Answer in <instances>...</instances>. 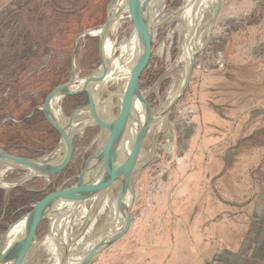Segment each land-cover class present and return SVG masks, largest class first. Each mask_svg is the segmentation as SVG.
Returning a JSON list of instances; mask_svg holds the SVG:
<instances>
[{
    "label": "rangeland",
    "instance_id": "rangeland-1",
    "mask_svg": "<svg viewBox=\"0 0 264 264\" xmlns=\"http://www.w3.org/2000/svg\"><path fill=\"white\" fill-rule=\"evenodd\" d=\"M110 1L0 3V149L18 156L40 158L61 146L60 133L47 122L40 107L55 87L71 77L76 37L105 23ZM185 4L186 0H167L163 9L165 16L155 29L142 67L140 88L152 114L158 112L181 84L187 63L179 60V55L185 38L190 40L188 35L208 21L201 22L194 14L187 15L185 21L177 14ZM125 17L111 32L112 38L124 33L125 40L132 37V21L136 16L130 22ZM208 34H203L204 41ZM194 40L199 42L198 36ZM103 59L98 36L79 40L75 63L80 79H85ZM103 87H116L112 95L108 89L103 93L104 101L116 112L117 81H105ZM138 100L136 118L143 120L152 114ZM87 102L85 98L64 97L61 108L65 121L74 120L80 109L88 107ZM35 114L38 118L31 121ZM97 125L73 130V158L62 171L49 176L48 181L45 177L33 176L11 190L0 187V247L15 236L16 224L33 210L34 204L58 198L76 184L102 149L104 134L102 126ZM151 126L136 165L149 158L151 161L133 176V223L128 227L131 229L104 249L93 264H135V251H147L151 246L142 235L146 229L151 226L161 229L166 225L172 230L182 229L189 222L186 218L177 221V216H195L192 213L199 207H195L196 199L214 194L228 199V185L235 186L236 179H245L246 169L252 167L255 172L264 169V0H221L213 33L195 58L186 92L167 119L162 116ZM159 132L162 133L158 135ZM25 175L21 169L1 172L0 183L14 185ZM121 187V180L117 179L116 196L121 195ZM22 202L24 206L15 210V205ZM93 207L82 227L74 218L85 207L71 211L57 226L62 232L67 231V225L71 226L66 240L72 238L73 261L91 247L94 237L99 239L118 224V209L109 216L99 213L98 205ZM144 217L147 220L142 221ZM88 221L96 222L92 233L89 232L92 237L86 232L78 243L75 236ZM48 231L49 221L44 220L36 227L34 237L28 238L35 244L26 264H34L36 258L39 264L50 263L40 243L39 247L35 246L47 239ZM150 253L148 250V256ZM224 253L225 248L219 246L207 264H220V255Z\"/></svg>",
    "mask_w": 264,
    "mask_h": 264
},
{
    "label": "water",
    "instance_id": "water-1",
    "mask_svg": "<svg viewBox=\"0 0 264 264\" xmlns=\"http://www.w3.org/2000/svg\"><path fill=\"white\" fill-rule=\"evenodd\" d=\"M115 2H117V0L110 1L107 19L102 26L97 29H88L76 37L71 58L73 70L71 77L68 81L55 87L46 96L43 105L40 107V109L45 114L47 122L60 133L61 142H64L66 145L63 155L59 159L45 162L39 158L18 156L0 149V161L26 165L31 169L46 172L50 176L62 171V169L71 161L74 154V135H71L64 124L61 125L55 118H53L54 116L51 112V101L54 96L58 94H63L64 97H66L67 95H77L85 91L88 92L90 98V103L88 106L90 107L96 122L100 126L105 127L106 129L113 132L119 139V145L113 151L114 153L111 155L108 162H106L104 166L97 170H93V165H95L94 161L97 159L95 155L93 161L90 163L86 171L79 176V180L76 182V184L65 193H62L60 197L54 198L53 200H49L47 202L42 200L41 202L34 204L33 210L25 214L24 217L16 224L18 229H22L21 235L11 239L7 245L0 247V264H26L28 262L29 256H31V251L33 250L32 244L35 242L28 240V238L30 236L34 237L36 227L44 220L49 221L48 237H51L55 240L54 243L57 245V249L61 251L59 264H70L71 260L73 261L71 253L72 246L70 245L72 243V238L66 241L61 236L62 234H60L62 231H59L60 235H56V223H59V221L64 219L67 215V217H69L70 214L68 213H70L71 210L76 208L83 209L81 207H83V203L87 199L93 197L97 193L100 194L105 189L110 188L116 183L117 179L121 180L122 186L121 195L118 196V198L122 200L120 216L118 215V224L110 231V233L101 236L100 240L94 247L91 248V250L88 248L84 253L85 255L82 254L79 262L75 264L95 263L102 251L116 242L127 231L130 224V212L133 207L134 199L133 176L151 161V158H149L142 164H139V166L136 165V163H138V161L141 159V146L145 135L149 132L150 126L158 121L159 116L162 115L165 116L166 119L168 118L173 107L186 92L194 71L195 58L197 54H199L207 46L213 33L215 19L217 18L221 8V0H217V9L215 10V15L213 18V26L207 36V39L204 41L202 48H198L196 52L191 54L190 63L188 64L186 75L179 87L178 93L171 100L169 98L167 99V101L159 108L162 109L161 112L160 110H157V113L152 114L146 101V95L144 96L141 91L140 78L145 58L152 44L155 29L157 28V24L152 18L153 9L157 3V0H125V3L122 5L121 9H118L116 12L112 13ZM166 2L167 0L165 3ZM129 4L132 6L137 5L136 10L132 14V18L136 16V19L132 22L135 25V33L138 37V50L131 67L132 95H134L133 98L135 95H137V97L140 99V103H142L147 113L152 114L149 117V121L142 132L135 128V124H137V126L139 125L138 118L134 116L135 107L134 111H132L134 115H131L130 123L128 122L129 124L123 123L122 120L110 122L99 112L97 101L95 100V96L93 94V87L98 81L100 75L107 69H111L113 66L112 64L114 63L113 58L106 56L104 48L105 39L109 38L115 23L120 21L119 19L122 8H124L125 5L128 7ZM93 35L98 36L100 39V48L104 59L97 68L92 70V72L87 77H85V88L71 90L69 89V84L72 82L75 76V52L77 44L81 38ZM78 73L80 75L79 71ZM161 133L162 132H159L158 135ZM158 135L155 137V141ZM21 185L22 184L17 183L12 186L11 189ZM0 187L2 186L0 185ZM89 225L90 221H88L85 227L82 228L81 232L75 236L76 240L87 232ZM70 229L71 226L67 225V231L71 232Z\"/></svg>",
    "mask_w": 264,
    "mask_h": 264
},
{
    "label": "bare ground",
    "instance_id": "bare-ground-1",
    "mask_svg": "<svg viewBox=\"0 0 264 264\" xmlns=\"http://www.w3.org/2000/svg\"><path fill=\"white\" fill-rule=\"evenodd\" d=\"M165 1L166 0H157V3L153 9L152 18L155 21V23L157 24V26L160 25V23L163 19V16H165L163 13ZM124 3H125V0H117V2H115L114 6H113L112 13L116 12L118 9H121V7ZM216 3H217V0H186V4L184 5L182 11L177 13L178 15H182V17L185 21L188 20L189 14H194L195 16H199L201 22L208 19L207 22L196 27L197 29L194 31V34H193V32H191L188 35L190 37V40L188 38H185V40H184V44L181 48V55H179L180 56L179 60L185 61V63H187V64H186V69H185L184 75L180 81L181 84H182L183 79L186 75L187 67H188V64L190 63L191 54L196 52L198 50V48L199 49L202 48V46L204 45V39L202 38V36H203V34L209 33V31L212 28V25L214 23L213 18L215 15V10L217 9ZM136 7H137V5L132 6L129 4L128 7L125 5L124 8H122V12H121V16H120L119 20H122L123 17L126 16L125 19H127L128 22H130V20L132 18V14L136 10ZM183 10H186L185 14H183ZM210 13H211V15H210ZM124 14H125V16H124ZM182 17L181 16L179 17L180 20H182ZM193 19H195V17H193ZM119 22L120 21L115 23L111 32H113V30L117 27ZM186 24H188V23H186ZM124 34H126V33H124ZM124 34H123V36H121L122 38L117 34V36H113V38L111 36H109V38L105 39L104 48H105L106 56L109 58H113L114 63L112 64L113 66L111 69H107L105 72H103L100 75L98 81L95 83V86L93 87V91H94L93 94L95 96V100L97 101V106H98L99 112L101 113V115L103 117H105V119L112 120V121H118L119 119L117 116H119L121 118V120H123L124 122H128V121H130L131 115L135 114L134 116H136L137 104L139 105V100H138L139 98H136L137 95H135V97L133 98L134 95H132V84H131V67H132V64L134 62L137 50H138V37L135 33L134 23H133L132 37L128 40H125ZM192 34H193V36H192ZM197 36H198L199 42H196L194 40V37L196 38ZM118 38H119V40H118ZM78 71L79 70H78L77 64H75V76H74V79L72 80V82H70V84H69V89H71V90H79V89L85 88L86 78L80 79ZM117 73H118V75H117ZM111 74L116 76V77L109 76ZM110 80H111V82L117 81V90H118L117 96H118V98L117 97L116 98H117L118 109L115 112L116 114L114 113V110L112 109V107L109 104H107V102L104 101V97H103L104 89L105 90L108 89L110 94L112 95L113 90H115V88H116V87H103L104 82L110 81ZM181 84H179L177 89L174 91L175 93L171 96L170 100L176 96V94L179 91V87ZM63 98H64L63 94H58V95L54 96V98L51 101V112L54 116L53 118H55L61 125L64 124L67 127V129L69 130V132L71 133V135L75 136V133L73 132V130H77V129L81 130L86 125L97 124L89 106L80 109L77 112V114L75 115L76 117L74 120L65 121L66 117L62 113V108H61V102H62ZM134 107H135V113L133 114L132 111H134ZM149 117H147L143 121L141 118H138V123H141V126L140 125L137 126V124H135V128L138 131L140 130L142 132L144 127L146 126V124L149 121ZM160 117H162V115L159 116V118ZM163 117H165V116H163ZM124 119L127 121H125ZM102 130H103V134H104L103 145H102L103 153L96 160L95 165H93V170H97L98 168H101L103 163L106 162L110 158V156L113 154V151L115 150V148L119 144V142H118L119 139H117L108 129H106L105 127H102ZM149 131H151V129H149ZM65 147H66L65 143L61 142V146L56 151H54L52 153L51 152L47 153L46 155L40 157L39 159H42L45 162L59 159L63 155V153L65 151ZM12 169H21V170L25 171L26 175L18 182L20 184H22L24 181L31 179L33 176H37L40 178L45 177L44 179H46V181H48L47 179L50 176L46 172L31 169L30 167H28L26 165L12 164V163H8V162L0 161V173L2 172V174H4L8 170H12ZM0 185L2 187H5L7 190H11V187L14 186L15 184L14 185H8V184L5 185V183H0ZM114 187H115V184L112 185L110 188L103 190L100 194L97 193L93 197L87 199L83 203V209L85 207L83 213H78V215L75 216V218H74L75 221L80 222L79 225H81V224L83 225L85 223L86 215H88V214L90 215V212L92 213V211H93V206H94L93 202L94 201H96V204L99 206V213H103L105 215L110 214L109 216H112V214L116 213L115 210L118 209L119 212L116 214H117V217H118V215L120 216L122 200H120L116 196H114V193H113ZM103 195H104V198H102ZM90 207L92 209H90ZM73 210H71V211H73ZM70 213H68V214H70ZM61 220L59 221V223H56L57 226H59V224L61 223ZM82 225H81V227H82ZM87 229H88L87 234L93 230L91 225ZM21 233H22V229H18L13 238L20 236ZM91 233H89V234L92 237ZM55 234L56 235L59 234L58 228L55 229ZM60 234H62L61 236H63V238L66 240V236L68 234L70 235L71 233L69 231H66V232H62ZM100 238L96 239V237H94L93 239H94V241L98 242L100 240ZM69 239H70V237H69ZM81 239H79L78 243L81 241ZM54 241L55 240L53 238L47 237V239H45L44 241H39L35 245V246L39 247L38 244L40 243L39 245L42 246V248L44 250H46L43 253H47V256L49 257L48 259L50 260L49 264H59V261H60L61 251H59L57 249V245L54 243ZM94 241H92L93 244H91L90 250L92 247H94L93 246ZM70 245L73 246V243H71ZM32 249H34V248L32 247ZM80 259H81V256H79L78 258H75L74 259L75 261L71 260L70 264H72V263L75 264V263L79 262ZM38 260L39 259L36 258V260L33 263L39 264Z\"/></svg>",
    "mask_w": 264,
    "mask_h": 264
},
{
    "label": "crops",
    "instance_id": "crops-1",
    "mask_svg": "<svg viewBox=\"0 0 264 264\" xmlns=\"http://www.w3.org/2000/svg\"><path fill=\"white\" fill-rule=\"evenodd\" d=\"M244 173L245 179L228 185V199L215 194L203 196L195 200V207L199 206L192 213L195 216H177V221L186 218L189 222L182 229L172 230L168 225L146 229L142 235L151 243V253L135 251V264H207L219 246L226 250L220 255V264H264V169L255 172L251 167Z\"/></svg>",
    "mask_w": 264,
    "mask_h": 264
},
{
    "label": "flooded vegetation",
    "instance_id": "flooded-vegetation-1",
    "mask_svg": "<svg viewBox=\"0 0 264 264\" xmlns=\"http://www.w3.org/2000/svg\"><path fill=\"white\" fill-rule=\"evenodd\" d=\"M71 96L75 97V99H77V100H79V99L81 100V98H85L86 101H88L86 105H89V103H90V98H89L88 92H86V91L83 92V93H80V94H77V95H71ZM82 100H83V99H82ZM114 113H115V112H114ZM115 114H116V113H115ZM116 116H117V115H116ZM117 117H118L119 120H121V118H120L119 116H117ZM143 120H144V119H143ZM143 120H142V121H143ZM108 121L111 122L112 120H108ZM122 122L125 123V124H129V123H130V121H129V123H128V122H124L123 120H122ZM122 122H121V123H122ZM139 125L141 126V123H139ZM97 126L100 127L99 124H98ZM140 126H139V127H140ZM99 129H100V128H99ZM109 131H110V130H109ZM110 132H111V131H110ZM111 133H112V134L118 139V137H117L113 132H111ZM118 142H119V141H118ZM102 145H103V143H102ZM118 145H119V144H118ZM117 147H118V146H117ZM102 153H103L102 149H101V151L98 150V153H97L98 155H97L96 158L98 159L99 156H100ZM113 153H114V152H113ZM110 157H111V156H110ZM97 159H96V160H97ZM96 160H95V162H96ZM108 160H109V159H108ZM108 160H107L106 162H108ZM106 162H104L102 166H104ZM98 169H100V168H98ZM89 172H90V171H89ZM114 189H115V187H114ZM113 193H114V192H113ZM114 196H116L115 193H114ZM116 197L118 198V196H116ZM102 198H104V195H103ZM118 199H120V198H118ZM93 204H94V206H95V205L97 206L96 201H94ZM93 208H94V207H93ZM90 209H92V208L90 207ZM93 222H94V223H93ZM95 223H96L95 221H92V223L90 224V225L92 226V228L96 225ZM90 225H89V226H90Z\"/></svg>",
    "mask_w": 264,
    "mask_h": 264
},
{
    "label": "trees",
    "instance_id": "trees-1",
    "mask_svg": "<svg viewBox=\"0 0 264 264\" xmlns=\"http://www.w3.org/2000/svg\"><path fill=\"white\" fill-rule=\"evenodd\" d=\"M39 114V113H38ZM38 114H35L32 118H31V121H35L37 118H38ZM26 203H29V200H27ZM22 206H24V203H20L18 205H15V210H18L19 208H21Z\"/></svg>",
    "mask_w": 264,
    "mask_h": 264
}]
</instances>
